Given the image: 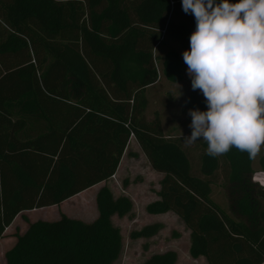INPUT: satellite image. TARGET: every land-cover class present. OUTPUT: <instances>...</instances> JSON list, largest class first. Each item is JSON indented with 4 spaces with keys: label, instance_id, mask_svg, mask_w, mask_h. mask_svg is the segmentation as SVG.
Returning <instances> with one entry per match:
<instances>
[{
    "label": "trees",
    "instance_id": "obj_1",
    "mask_svg": "<svg viewBox=\"0 0 264 264\" xmlns=\"http://www.w3.org/2000/svg\"><path fill=\"white\" fill-rule=\"evenodd\" d=\"M180 0H0V239L22 212L59 206L113 177L133 139L161 174L150 215L171 213L189 231V256L206 264H264V186L253 182L252 159L237 149L192 158L183 139L163 135L158 113L145 117V90L161 75L183 80L179 54L154 50L164 41L188 48L194 30ZM189 88L186 110L205 109ZM264 172V155L259 159ZM219 173L230 215L211 199ZM97 217L63 214L27 222L4 264H113L121 236L111 218L131 202L103 186ZM159 224L133 232L150 239ZM173 251L143 264H176Z\"/></svg>",
    "mask_w": 264,
    "mask_h": 264
},
{
    "label": "clouds",
    "instance_id": "obj_2",
    "mask_svg": "<svg viewBox=\"0 0 264 264\" xmlns=\"http://www.w3.org/2000/svg\"><path fill=\"white\" fill-rule=\"evenodd\" d=\"M180 4L195 22L181 57L205 105L188 110L190 134L182 139L203 140L210 157L234 147L255 158L264 145V0Z\"/></svg>",
    "mask_w": 264,
    "mask_h": 264
},
{
    "label": "rangeland",
    "instance_id": "obj_3",
    "mask_svg": "<svg viewBox=\"0 0 264 264\" xmlns=\"http://www.w3.org/2000/svg\"><path fill=\"white\" fill-rule=\"evenodd\" d=\"M168 50L176 51L183 63V80L177 84L167 82L161 75V63L156 62L159 79L145 90L147 102L145 117L151 120L154 113H158L163 135L169 139H182L190 134L188 124L190 117L186 110V98L190 88V79L186 75V65L181 57V50L170 41H164L154 50V55L162 57ZM178 90L180 95H178ZM178 95V96H177ZM192 158H198L201 148L195 141L186 144ZM128 152L124 154L118 169L113 177L94 188L76 195L58 208H45L25 213L28 222L37 220H57L63 214L68 218L88 223L96 219L97 211L95 196L103 186L107 187L114 198L126 197L132 205L129 215L122 218L114 215L112 224L120 231L121 251L113 264H143L151 255L173 251L177 256L176 264H206L203 258L192 259L189 256V231L181 220L171 213L150 215L146 207L158 200L157 192L162 175L151 170L146 159L133 139L130 140ZM264 155V145L255 158L252 159L253 182L264 186V172H260L259 159ZM227 183L219 173L211 186V199L223 211L231 216ZM21 217L17 219L16 227L11 229L8 238L13 239L27 227ZM153 224L161 226L160 231L150 239H133L131 234L140 231L143 227ZM9 247V246H8ZM8 249V248H7ZM4 254L0 253V264H4Z\"/></svg>",
    "mask_w": 264,
    "mask_h": 264
},
{
    "label": "crops",
    "instance_id": "obj_4",
    "mask_svg": "<svg viewBox=\"0 0 264 264\" xmlns=\"http://www.w3.org/2000/svg\"><path fill=\"white\" fill-rule=\"evenodd\" d=\"M95 186H97V185H95ZM95 186H93V187H91L90 189H92V188H94ZM90 189H88V190H90ZM88 190H86V191H88ZM86 191H84V192H86ZM84 192H82V193H84ZM81 193V194H82ZM74 197H76V196H74ZM74 197H72V198H74ZM72 198H70V199H72ZM70 199H68V200H66V201H64V202H62L59 206H52V208H58V207H61V205H63V203H66L67 201H69ZM48 208H50V207H48ZM43 209H45V208H43ZM47 209V208H46ZM36 210H41V209H36ZM36 210H32V211H36ZM28 212H30V211H26V212H22V213H20L19 215H17L16 216V218L14 219V221L12 222V224L9 226V227H7L6 229H5V231H4V233H3V238L2 239H0V253H5L7 250H9L14 244H15V238H13V239H11V238H8V236L10 235L9 234V232H10V230L11 229H13V228H15L16 226V222H17V219L18 218H22L25 222L27 221V219L25 218V216H24V214L25 213H28ZM59 216V215H58ZM59 218V217H58ZM58 218H57V220H58ZM52 221H56L55 219L54 220H52ZM33 223V222H32ZM26 226H27V223H26ZM27 228V227H26ZM26 228L24 229V231L26 230ZM23 231V232H24ZM23 232H21V233H19V234H22ZM9 246V247H8ZM8 248V249H7Z\"/></svg>",
    "mask_w": 264,
    "mask_h": 264
}]
</instances>
